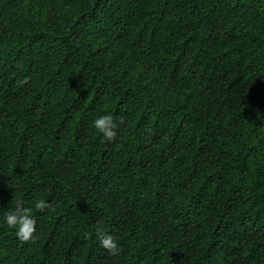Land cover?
<instances>
[{
  "label": "trees",
  "instance_id": "obj_1",
  "mask_svg": "<svg viewBox=\"0 0 264 264\" xmlns=\"http://www.w3.org/2000/svg\"><path fill=\"white\" fill-rule=\"evenodd\" d=\"M0 264H264V0H0Z\"/></svg>",
  "mask_w": 264,
  "mask_h": 264
},
{
  "label": "clouds",
  "instance_id": "obj_2",
  "mask_svg": "<svg viewBox=\"0 0 264 264\" xmlns=\"http://www.w3.org/2000/svg\"><path fill=\"white\" fill-rule=\"evenodd\" d=\"M120 123H123V117H120ZM92 126L103 135V137L112 141L117 136L118 125L112 114H105L96 117ZM33 207L44 212L52 207L50 202L44 199L35 201L34 206H25L23 201H17L14 207L4 213V221L10 229L15 230L16 237L21 242H35L36 220L34 218ZM97 239L100 246L105 249L109 255L116 256L120 252L116 237L109 234L103 227L97 229Z\"/></svg>",
  "mask_w": 264,
  "mask_h": 264
}]
</instances>
